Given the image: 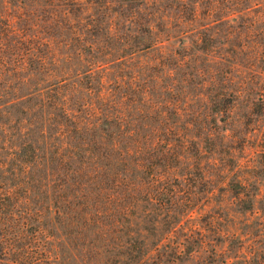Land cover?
Here are the masks:
<instances>
[{
	"label": "rangeland",
	"instance_id": "1",
	"mask_svg": "<svg viewBox=\"0 0 264 264\" xmlns=\"http://www.w3.org/2000/svg\"><path fill=\"white\" fill-rule=\"evenodd\" d=\"M0 203L26 264H264V0H0Z\"/></svg>",
	"mask_w": 264,
	"mask_h": 264
},
{
	"label": "trees",
	"instance_id": "2",
	"mask_svg": "<svg viewBox=\"0 0 264 264\" xmlns=\"http://www.w3.org/2000/svg\"><path fill=\"white\" fill-rule=\"evenodd\" d=\"M0 204V210L6 207V218H8L5 222L0 220V264H7L4 261L5 259L11 260L14 264H26L24 259L29 257L26 256L29 251L23 250V252H21L24 246L20 248L18 245V239L22 236L24 231H22L21 227H16L17 224L15 222H18V219L14 218V210L8 209L7 207L10 206L6 203ZM24 219H26L25 216ZM36 234L39 235L42 234V232L37 230L34 235L37 236ZM27 248L28 250L30 249V247Z\"/></svg>",
	"mask_w": 264,
	"mask_h": 264
}]
</instances>
